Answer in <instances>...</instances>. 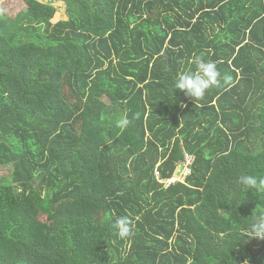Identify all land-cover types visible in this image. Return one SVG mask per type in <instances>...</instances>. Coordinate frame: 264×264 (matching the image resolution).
Instances as JSON below:
<instances>
[{
  "label": "trees",
  "instance_id": "16d2710c",
  "mask_svg": "<svg viewBox=\"0 0 264 264\" xmlns=\"http://www.w3.org/2000/svg\"><path fill=\"white\" fill-rule=\"evenodd\" d=\"M24 2L0 9V264H264L239 180L264 177V0ZM198 60L221 83L196 104Z\"/></svg>",
  "mask_w": 264,
  "mask_h": 264
},
{
  "label": "clouds",
  "instance_id": "9594fccd",
  "mask_svg": "<svg viewBox=\"0 0 264 264\" xmlns=\"http://www.w3.org/2000/svg\"><path fill=\"white\" fill-rule=\"evenodd\" d=\"M217 63L218 62L211 60H198L194 72L186 71L177 75L174 82L176 91L179 90L185 93L197 104V102L203 99L213 86H218L221 83V73L218 70ZM229 79L230 78L228 77H224L226 82ZM138 116L139 114L137 113L134 118H138ZM131 122V119L127 115H124L117 121V127L122 130L126 129ZM189 158L194 160L191 156H189ZM187 162L188 160L184 165H188ZM190 170L192 173V169ZM191 173H186V175L189 176ZM172 179H175V177ZM239 180L247 189L264 193V177L258 178L254 175H242ZM176 182H178V180ZM252 217L253 222L248 231V236L256 239H264V212L256 213L255 211ZM114 228L116 229L117 237L122 240L127 239L132 235V222L127 216L117 217L114 223Z\"/></svg>",
  "mask_w": 264,
  "mask_h": 264
},
{
  "label": "rangeland",
  "instance_id": "374dc122",
  "mask_svg": "<svg viewBox=\"0 0 264 264\" xmlns=\"http://www.w3.org/2000/svg\"><path fill=\"white\" fill-rule=\"evenodd\" d=\"M40 2H44V3H48L51 0H39ZM0 4L1 7L0 9H2L4 11V14L7 15V17H12L15 18L17 15H19L22 11H25L27 9V6L24 2V0H0ZM56 7L58 8V13L56 14L53 23H58L62 20H67L68 16H67V12H66V6L64 3L62 2H56ZM183 166V167H182ZM189 166L187 165H181L179 166V168L177 169L175 178L178 179V181H182L184 182L187 175V171H188ZM9 173L8 169H0V178L3 176H7ZM40 183V181H35V186L37 187L38 184ZM33 196L37 197V196H42L43 193L39 192L38 190H35L34 192H32ZM47 217L48 214L46 212H43L42 215L39 214V218L41 220H45L47 221Z\"/></svg>",
  "mask_w": 264,
  "mask_h": 264
},
{
  "label": "built area",
  "instance_id": "2783aa9c",
  "mask_svg": "<svg viewBox=\"0 0 264 264\" xmlns=\"http://www.w3.org/2000/svg\"><path fill=\"white\" fill-rule=\"evenodd\" d=\"M192 161H193L192 158H188V162H187V164H188V165H191V164H192ZM188 165H187V166H188ZM187 173L190 174V173H191V170L188 169ZM157 176L160 177V174L157 173ZM177 180H178V179H176V178L170 180V181L168 182V185H171V184L175 183Z\"/></svg>",
  "mask_w": 264,
  "mask_h": 264
}]
</instances>
